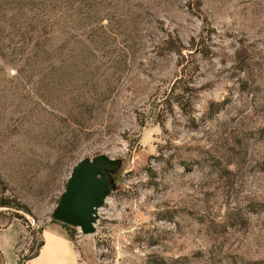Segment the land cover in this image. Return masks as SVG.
<instances>
[{"label": "rangeland", "instance_id": "obj_1", "mask_svg": "<svg viewBox=\"0 0 264 264\" xmlns=\"http://www.w3.org/2000/svg\"><path fill=\"white\" fill-rule=\"evenodd\" d=\"M116 161L95 230L53 218ZM0 264H264V0H0Z\"/></svg>", "mask_w": 264, "mask_h": 264}, {"label": "water", "instance_id": "obj_2", "mask_svg": "<svg viewBox=\"0 0 264 264\" xmlns=\"http://www.w3.org/2000/svg\"><path fill=\"white\" fill-rule=\"evenodd\" d=\"M116 167V161L102 155L74 166L53 218L83 234L93 233L97 211L111 188L109 171Z\"/></svg>", "mask_w": 264, "mask_h": 264}, {"label": "crops", "instance_id": "obj_3", "mask_svg": "<svg viewBox=\"0 0 264 264\" xmlns=\"http://www.w3.org/2000/svg\"><path fill=\"white\" fill-rule=\"evenodd\" d=\"M43 236L37 255L26 264H78L77 251L66 234L48 231Z\"/></svg>", "mask_w": 264, "mask_h": 264}, {"label": "trees", "instance_id": "obj_4", "mask_svg": "<svg viewBox=\"0 0 264 264\" xmlns=\"http://www.w3.org/2000/svg\"><path fill=\"white\" fill-rule=\"evenodd\" d=\"M0 205H2V206H8V203H0ZM63 225H65V226H67V227H69V225H66V224H64V223H62ZM42 245V242H40L39 243V248H40V246ZM37 253H38V251L36 250L30 257H28V259L29 258H33L34 256H36L37 255Z\"/></svg>", "mask_w": 264, "mask_h": 264}]
</instances>
